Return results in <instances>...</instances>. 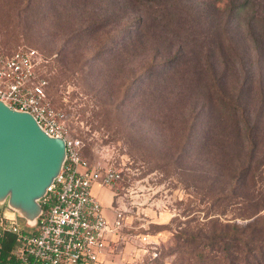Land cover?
<instances>
[{
    "label": "rangeland",
    "instance_id": "1",
    "mask_svg": "<svg viewBox=\"0 0 264 264\" xmlns=\"http://www.w3.org/2000/svg\"><path fill=\"white\" fill-rule=\"evenodd\" d=\"M20 48L118 173L93 186L122 214L107 264H191L185 236L264 216V0H0V56Z\"/></svg>",
    "mask_w": 264,
    "mask_h": 264
},
{
    "label": "built area",
    "instance_id": "2",
    "mask_svg": "<svg viewBox=\"0 0 264 264\" xmlns=\"http://www.w3.org/2000/svg\"><path fill=\"white\" fill-rule=\"evenodd\" d=\"M38 63L31 48L0 56V101L29 113L49 137L63 139L65 160L40 200L36 223L21 227L11 216H0V234L12 233L19 243L16 264H96L120 229L122 214L109 224L92 188H105L119 176L113 167H93L83 158L82 141L69 134L65 114L47 100Z\"/></svg>",
    "mask_w": 264,
    "mask_h": 264
},
{
    "label": "water",
    "instance_id": "3",
    "mask_svg": "<svg viewBox=\"0 0 264 264\" xmlns=\"http://www.w3.org/2000/svg\"><path fill=\"white\" fill-rule=\"evenodd\" d=\"M64 160L63 139L49 137L29 113L0 101V205L33 226Z\"/></svg>",
    "mask_w": 264,
    "mask_h": 264
},
{
    "label": "trees",
    "instance_id": "4",
    "mask_svg": "<svg viewBox=\"0 0 264 264\" xmlns=\"http://www.w3.org/2000/svg\"><path fill=\"white\" fill-rule=\"evenodd\" d=\"M132 37L129 34L121 36L119 41H115V49L118 46L126 49L132 43ZM116 51L118 48L113 52ZM203 232L196 229L177 246V250L185 247L187 261L191 264H264V216L241 226H217L215 221H209ZM18 247L19 243L12 233L2 232L0 264H16Z\"/></svg>",
    "mask_w": 264,
    "mask_h": 264
},
{
    "label": "crops",
    "instance_id": "5",
    "mask_svg": "<svg viewBox=\"0 0 264 264\" xmlns=\"http://www.w3.org/2000/svg\"><path fill=\"white\" fill-rule=\"evenodd\" d=\"M95 187V186H94ZM92 188V193H93V195H94V189L95 188ZM97 187V186H96ZM95 196V195H94ZM104 199V201H105V204H106V206H107V208L109 207L108 206V200H107V197H104L103 198ZM102 199V200H103ZM102 200H98L99 202H100V204H101V206H102ZM110 208V207H109ZM108 208V209H109ZM102 209H103V212H104V208H103V206H102ZM110 210V209H109ZM111 211V210H110ZM117 212H119L118 210H113V211H111V217L109 218V217H107L106 216V214H104L105 215V217H106V220H107V222L109 223V224H112L113 223V221H114V219H115V214L117 213ZM115 236L113 235L110 239H109V242H108V246H107V249H106V251L100 256V258H99V261L96 263V264H107V262H109V257L111 256V249H110V246H111V243L113 242V238H114Z\"/></svg>",
    "mask_w": 264,
    "mask_h": 264
}]
</instances>
